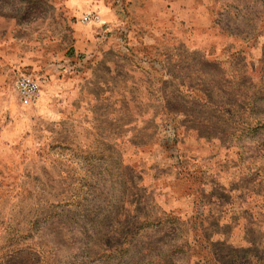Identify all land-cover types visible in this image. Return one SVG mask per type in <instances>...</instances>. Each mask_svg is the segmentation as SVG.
I'll list each match as a JSON object with an SVG mask.
<instances>
[{
  "label": "rangeland",
  "instance_id": "374dc122",
  "mask_svg": "<svg viewBox=\"0 0 264 264\" xmlns=\"http://www.w3.org/2000/svg\"><path fill=\"white\" fill-rule=\"evenodd\" d=\"M195 2L0 0V264H264V0Z\"/></svg>",
  "mask_w": 264,
  "mask_h": 264
},
{
  "label": "crops",
  "instance_id": "0c3cea01",
  "mask_svg": "<svg viewBox=\"0 0 264 264\" xmlns=\"http://www.w3.org/2000/svg\"><path fill=\"white\" fill-rule=\"evenodd\" d=\"M155 3H154V2ZM159 1V4H157ZM151 14L156 18L158 23L162 25H167L170 29H184L189 21L197 30H207L210 25L209 15L204 11V6L197 4L195 0H149ZM206 10V7H205ZM166 23V24H163ZM75 37L81 40L77 41L80 47V51L84 50L86 52L93 49V39L92 37H86L85 39L80 37L79 34L75 33ZM183 208L181 211L189 212L193 207L194 195L186 194L183 199ZM162 205L165 207H172L168 201H162Z\"/></svg>",
  "mask_w": 264,
  "mask_h": 264
},
{
  "label": "built area",
  "instance_id": "2783aa9c",
  "mask_svg": "<svg viewBox=\"0 0 264 264\" xmlns=\"http://www.w3.org/2000/svg\"><path fill=\"white\" fill-rule=\"evenodd\" d=\"M99 17L94 12H85L81 16L83 23H95L98 22ZM14 90L20 103L28 104L36 100L41 92V81L26 72H19L14 80Z\"/></svg>",
  "mask_w": 264,
  "mask_h": 264
}]
</instances>
